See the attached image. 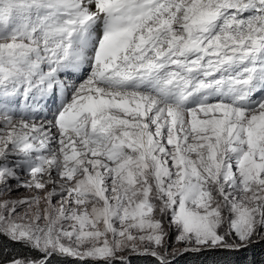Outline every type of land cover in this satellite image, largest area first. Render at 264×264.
<instances>
[{
  "label": "snow or ice",
  "instance_id": "snow-or-ice-1",
  "mask_svg": "<svg viewBox=\"0 0 264 264\" xmlns=\"http://www.w3.org/2000/svg\"><path fill=\"white\" fill-rule=\"evenodd\" d=\"M264 0H0V264H264Z\"/></svg>",
  "mask_w": 264,
  "mask_h": 264
},
{
  "label": "trees",
  "instance_id": "trees-1",
  "mask_svg": "<svg viewBox=\"0 0 264 264\" xmlns=\"http://www.w3.org/2000/svg\"><path fill=\"white\" fill-rule=\"evenodd\" d=\"M262 251H264V244L257 245L253 248L248 249L246 252L240 253L241 259H259L261 256ZM183 264V262H182Z\"/></svg>",
  "mask_w": 264,
  "mask_h": 264
}]
</instances>
